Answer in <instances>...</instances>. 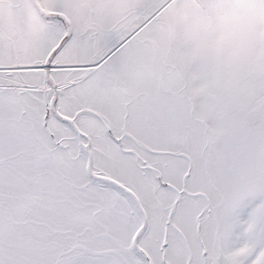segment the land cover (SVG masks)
Wrapping results in <instances>:
<instances>
[{
    "label": "snow or ice",
    "instance_id": "obj_1",
    "mask_svg": "<svg viewBox=\"0 0 264 264\" xmlns=\"http://www.w3.org/2000/svg\"><path fill=\"white\" fill-rule=\"evenodd\" d=\"M175 0H0V264H264V60L166 48Z\"/></svg>",
    "mask_w": 264,
    "mask_h": 264
},
{
    "label": "rangeland",
    "instance_id": "obj_2",
    "mask_svg": "<svg viewBox=\"0 0 264 264\" xmlns=\"http://www.w3.org/2000/svg\"><path fill=\"white\" fill-rule=\"evenodd\" d=\"M160 30L166 48L220 68L264 60V0H175Z\"/></svg>",
    "mask_w": 264,
    "mask_h": 264
}]
</instances>
